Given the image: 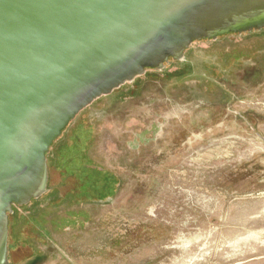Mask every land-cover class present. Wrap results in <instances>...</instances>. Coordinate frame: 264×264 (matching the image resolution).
I'll use <instances>...</instances> for the list:
<instances>
[{"label": "water", "instance_id": "1", "mask_svg": "<svg viewBox=\"0 0 264 264\" xmlns=\"http://www.w3.org/2000/svg\"><path fill=\"white\" fill-rule=\"evenodd\" d=\"M263 128L264 0H0V264H97Z\"/></svg>", "mask_w": 264, "mask_h": 264}, {"label": "rangeland", "instance_id": "2", "mask_svg": "<svg viewBox=\"0 0 264 264\" xmlns=\"http://www.w3.org/2000/svg\"><path fill=\"white\" fill-rule=\"evenodd\" d=\"M97 264H264V128L204 159L169 204Z\"/></svg>", "mask_w": 264, "mask_h": 264}]
</instances>
